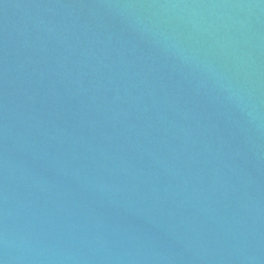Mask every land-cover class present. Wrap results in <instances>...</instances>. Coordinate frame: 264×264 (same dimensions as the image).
<instances>
[{
	"label": "water",
	"instance_id": "1",
	"mask_svg": "<svg viewBox=\"0 0 264 264\" xmlns=\"http://www.w3.org/2000/svg\"><path fill=\"white\" fill-rule=\"evenodd\" d=\"M0 264H264V0H0Z\"/></svg>",
	"mask_w": 264,
	"mask_h": 264
}]
</instances>
